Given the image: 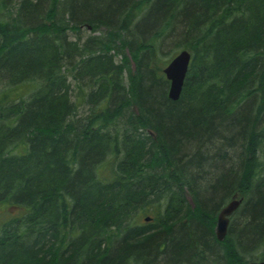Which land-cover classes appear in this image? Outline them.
Here are the masks:
<instances>
[{
  "label": "trees",
  "instance_id": "trees-1",
  "mask_svg": "<svg viewBox=\"0 0 264 264\" xmlns=\"http://www.w3.org/2000/svg\"><path fill=\"white\" fill-rule=\"evenodd\" d=\"M263 166L264 0H0V264L264 259Z\"/></svg>",
  "mask_w": 264,
  "mask_h": 264
},
{
  "label": "water",
  "instance_id": "water-1",
  "mask_svg": "<svg viewBox=\"0 0 264 264\" xmlns=\"http://www.w3.org/2000/svg\"><path fill=\"white\" fill-rule=\"evenodd\" d=\"M189 59L190 52L187 49H180L163 68L166 78L170 80L168 96L171 99H177L179 97L180 89L188 69ZM233 205L234 202L231 201L226 207H224L220 211L218 215L217 236L220 239L225 233V228L227 224V214L230 212ZM243 264H264V260L250 261Z\"/></svg>",
  "mask_w": 264,
  "mask_h": 264
},
{
  "label": "bare ground",
  "instance_id": "bare-ground-1",
  "mask_svg": "<svg viewBox=\"0 0 264 264\" xmlns=\"http://www.w3.org/2000/svg\"><path fill=\"white\" fill-rule=\"evenodd\" d=\"M86 25L89 26V29L92 28L91 25H89V24H86ZM96 29H97V28H96ZM99 29H101V30L103 31V33H101V34H104V33H105L103 27H99ZM99 29H97V31H99V34H95V35H101ZM184 49H186V48H184ZM188 51H189V50H188ZM157 59H159V58L156 57L155 60H157ZM155 62H156V61H155ZM167 62H168V60L166 61V63H164L163 66H161V64L157 65L158 67L161 66V72H162L163 74H164L163 68H164V66L167 64ZM189 62H190V59H189ZM188 64H189V63H188ZM164 76H165V74H164ZM165 78H166V76H165ZM166 80L168 81V88H167V95H168V90H169V88H170V80H169L168 78H166ZM183 83H184V80H183ZM182 89H183V84H182V86H181L179 96H180V94H181V92H182ZM168 97H169V96H168ZM169 98H170V97H169ZM170 99H171V98H170ZM177 99H178V98H177ZM177 99H172V100H177ZM135 108H136V105H132V109H135ZM136 112H137V111H136ZM148 130H149V132H150L151 134H153V135L155 134V132H153L152 130H150V129H148ZM263 168H264V166H263ZM183 191H184L183 199L186 201V203L188 204L189 208L193 211V210L195 209V205H196L195 202H194V199H193L192 195H191L186 189H183ZM160 192H161V191H160ZM154 194H155V193H154ZM154 198H155L156 201H158L160 204H162L163 200H162L161 198H158L157 196H155ZM243 199H244V195H243L240 191L235 192V193H233V194H232V195H231V196L225 201V203H224V204L218 209V211H217V213H216L215 221H214V223H213V225H212L213 234H214V236H215V239H217L218 241H223L224 238L227 236V232H228V228H229L230 223L232 222L233 219H235V218L238 217L237 214H238V212H239V209H240V207H241V204H242V202H243ZM231 201L234 202V205H233L232 209L230 210V212L227 214V224H226V228H225V233H224L223 237L220 239V238H218V236H217L218 215H219L220 211H221L224 207H226ZM174 212H175V215H176V218H175L174 220H172V221H174V222H177L179 219H180L181 221H184L185 219L190 218V215H189L188 211H186V212H180V211L175 210ZM171 219H172V217H171ZM171 219H170V220H171ZM165 226H166V225H165ZM261 260H264V259H261ZM261 260H250V259H246V260H244V261H240V262H238V263H235V262H233L234 259H232L230 263H232V264H243V263H247V262H250V261H261Z\"/></svg>",
  "mask_w": 264,
  "mask_h": 264
},
{
  "label": "rangeland",
  "instance_id": "rangeland-1",
  "mask_svg": "<svg viewBox=\"0 0 264 264\" xmlns=\"http://www.w3.org/2000/svg\"><path fill=\"white\" fill-rule=\"evenodd\" d=\"M97 29H99V28H97ZM97 29L96 30L89 29L88 26H86V24H84L83 26H81V31H80L81 32V36L83 38H85L86 35L89 34V33H91V34H99V31H97ZM99 30H100V34L103 33V31L101 29H99ZM69 35H70L71 38H75L73 36V35H75L73 31H71V33H69ZM166 58H167V56H165L163 54L160 55L159 59L156 60L155 65L157 66V65L161 64L163 66L164 63H166ZM170 59H171V57L167 58L168 61ZM131 64H130V66H131ZM131 67H133V66H131ZM14 209L15 208H13V207L0 205V219L6 217L9 213H12L13 211H16Z\"/></svg>",
  "mask_w": 264,
  "mask_h": 264
}]
</instances>
